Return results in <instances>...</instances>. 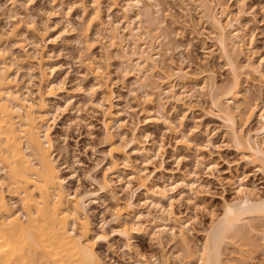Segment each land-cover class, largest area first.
<instances>
[{
	"label": "bare ground",
	"instance_id": "bare-ground-1",
	"mask_svg": "<svg viewBox=\"0 0 264 264\" xmlns=\"http://www.w3.org/2000/svg\"><path fill=\"white\" fill-rule=\"evenodd\" d=\"M20 1L22 0H10V3L13 7L19 4L23 7L25 3L26 8L27 4L35 0H26L23 3ZM125 1L126 6L122 9L124 27L111 20L109 15L106 21L103 19L100 0L90 1L93 7L90 13L87 12L83 0L69 2L65 11L68 14L70 9L78 6L82 13L80 22L78 21L79 30H75L79 35L77 44L81 45L78 61L92 76L90 93L99 92L100 97L96 104L103 113V139L108 146L107 162L101 175L86 176L93 185L92 189L75 190L73 193L68 192L65 186L66 179L61 173L62 164L60 166L56 158L58 155L56 156L54 139L50 136L47 124L50 114H54L57 108L51 103L49 107L46 99L58 97L55 91L58 84L50 77L55 67L48 64V57L44 55L43 49L57 37L62 41L76 28L70 19H66L65 28L52 39L48 34L53 26L46 24L43 28L35 27L31 19L25 20V16L14 12V9L13 14L10 9L11 14L7 11V20H3H6L7 26H0V264H107L96 251L97 244L104 242L109 248L110 236L114 233L120 237L123 249L131 254L135 251L133 233L141 234L138 226L150 214L147 208L160 214L153 217L151 231L148 233L150 239L160 243L168 235L178 242L182 255L178 254V260L173 264H226L223 246L230 243L232 238L245 240L243 238L248 237L246 240L250 245L253 243L249 239L252 233L264 236L261 223L259 227L252 221L264 220V194L257 196L254 186L241 184L235 188L236 197L224 201L222 212L213 217L214 219L210 216L209 225L202 230L203 241L200 247H192L187 235L191 230L188 219L184 220L172 208L175 201V195L170 194L172 188L160 186L156 181H150L149 175L144 174L154 154L141 144L138 138L141 136L138 134L133 133L128 140L115 137L114 129L122 126L120 113L113 110L110 80L106 79L98 60L94 61L92 55L94 47L98 45L103 59L115 57L124 65L125 70L133 68L139 75L145 73L143 78L136 80L139 88L144 91L143 99L146 101H150L149 92L146 90L154 88L155 70H159V74L163 76L159 79L162 85L165 84V93L176 101H181L180 95L184 89L182 88V94L176 93L178 87L176 89L171 84L172 77L177 78L182 87L190 81L194 83L191 88L202 90L204 84L208 85L212 91L211 106L228 129L229 140L257 168L264 180V110L260 111L256 105L250 106L238 122L230 105L239 97L242 74L246 78L251 75L264 78L250 61L245 64L239 61L242 52L241 28L235 27L232 21L238 22L239 17L244 15V0L240 1L237 18L229 21L223 20V16L227 17L229 11L220 0L186 1L197 6L216 34L215 45L231 74L230 81L222 88L213 80H196L181 66L173 67L171 63L166 65L163 62V67L157 68V58H161L159 50L163 45L168 47L171 39L170 32L156 16L161 15L160 3L157 0ZM50 2L52 9L61 5L58 0ZM112 4L115 2L112 1ZM3 6L0 0V12L5 9ZM217 6L219 11L216 10ZM46 14L50 17L55 12L46 10ZM142 17L146 25L145 22L141 24ZM134 20L137 21L136 24ZM22 27L30 31V37L25 35ZM92 29L95 30L94 37L89 39ZM128 41L132 48L131 44L130 47L127 46ZM154 44L159 47L155 54L152 52ZM29 48L33 49L30 53ZM13 50H17V53L23 52L22 56L14 55ZM30 58L37 63L36 72L30 68L37 73L35 92L30 88L33 85H28L29 80L33 79L29 78V83L26 84L20 80L18 72ZM29 66L32 67L33 64ZM26 73L31 72L28 73L27 70ZM159 94L162 95V92ZM161 108L162 103L158 102L157 113L160 114ZM254 117L257 118V126L242 130L241 123L245 125ZM145 118L150 119V114ZM154 119L157 121L160 118ZM164 123L171 127L169 122ZM129 144L131 146L126 150ZM130 155L144 157L143 169L132 165ZM197 161V164L202 162L200 157ZM124 166L131 168L126 175V181L121 170ZM187 174L198 178L195 170ZM113 178L119 182V190H115ZM134 181L147 201L145 212L135 208L132 196L127 197L124 202L117 196L122 190H130ZM184 187H189L196 194L191 183L184 182ZM102 196L110 198L111 214L109 220L102 219L96 231L88 209L90 203L96 204ZM165 201L168 202V209L164 206ZM262 227L264 228V224ZM141 256L144 258V255ZM161 264L169 262L164 258Z\"/></svg>",
	"mask_w": 264,
	"mask_h": 264
},
{
	"label": "rangeland",
	"instance_id": "rangeland-1",
	"mask_svg": "<svg viewBox=\"0 0 264 264\" xmlns=\"http://www.w3.org/2000/svg\"><path fill=\"white\" fill-rule=\"evenodd\" d=\"M50 1L35 0L27 4L25 8V3L23 7L20 4L13 7L10 0H1L5 9L0 12V26L4 28L7 26L6 17L14 9V12L25 16V20L31 19L35 27L41 28L46 24L53 26L48 34L52 39L65 28L66 19H70L76 28L70 31V34L62 41L60 37H57L58 39L51 40L43 49L44 55L48 57V64L55 67L50 77L58 84L55 90L58 97L46 99L48 104L51 103L57 108L54 114L53 112L52 115L50 114L49 118H51L47 124H49L50 136L54 139L57 153L55 154L58 155L55 157L59 165L62 164L61 173L66 179L65 186L68 192L73 193L75 190L92 189L93 185L87 178L89 175L98 177L101 175V170L107 162L108 146L103 139V113L96 104L100 97L99 92L90 93L92 76L78 61L81 45L77 44L79 35L75 30H79L82 13L78 6H74L68 14H65L69 2L73 0H58L61 5L53 9ZM83 1L87 6V12H92L93 7L90 2L92 0ZM112 1L115 4H112ZM157 1L160 3L161 15L156 16L162 20L159 19L171 35L168 47L163 45L159 50L158 45L154 44L153 54L159 50L161 55V58H157V68L163 67V62H166V65L171 63L173 67H183L198 81L213 80L219 88L227 85L231 74L215 45L216 34L197 6L186 3L187 0ZM220 1L226 4L229 11V15L223 16V20L237 18L241 0ZM100 2L103 19L106 21L109 15L111 20L124 27L122 9L126 6V1L100 0ZM244 5V15L239 17L238 22L232 21L235 27L241 28L239 29L242 36V52L239 55V61L242 64L250 61L264 75V0H244ZM46 10L55 12L51 15L53 18L48 17ZM216 10H220L218 6ZM4 19L6 20L3 21ZM141 19L143 20V17ZM133 22L137 23L135 20ZM144 22V20L141 21V24ZM22 29L25 30L23 27ZM93 30L90 31L89 39L94 37L95 30ZM30 34V31L25 30L26 36L30 37ZM126 44L130 47L131 42L128 41ZM99 49L96 45L92 55L95 58L94 61L98 60L103 73L106 74V79L110 80L113 91V110H118L120 113L122 126L114 129L115 137H124L128 140L133 133L141 136L138 137L141 144L154 154L144 174L149 175L150 181H156L167 189L172 188L170 194L175 195L172 208L184 220L188 219L191 228L187 232L188 239L192 247L197 249L203 241V228L209 225L211 217L214 219L222 212L224 201H230L236 197L235 188L241 184L251 185L256 188H254L255 195L261 196L264 194L263 177L229 140L228 129L211 106L212 91L209 90L208 85L204 84L206 87L203 86L202 90L191 88L194 83L190 81L182 87L179 80L172 77L171 84L175 85V88L178 87L176 93L180 95L184 91L180 95L181 101H176L165 93V84L162 85L159 79L163 76L159 74V70H155L154 88L146 90L149 92L148 98L151 102L146 101L145 98L143 99L144 91L139 88L137 81L138 78H143L145 73L139 75L133 68L132 70L126 68V71L124 65L122 66L115 57L103 59L104 57L101 56L103 53ZM13 51L14 55L22 56L23 52ZM31 51L33 49L29 48V53ZM34 60L30 58L27 62L29 64L22 65L18 72L20 80L26 84L29 78L33 79V81L29 80L28 85L29 87L33 85L30 88L35 92L37 73L34 72L37 71L35 69L37 63ZM30 63L33 64L32 67L29 66L32 65ZM30 68L35 71L33 72ZM27 70L28 73H33L27 74ZM160 92L162 95L159 94ZM33 97L36 95L33 94ZM158 102L162 103L160 114L156 111ZM230 105L238 122L250 106L256 105L258 109H261L260 111L264 110V78L259 79L254 75L246 78L242 74L239 97ZM148 114L150 119L145 118ZM154 118L160 119L156 121ZM164 121L169 122L171 127H167ZM241 124V129L246 131L249 127L257 126V118H251L245 125ZM130 146L131 144L126 150H129ZM199 157L202 162L197 164ZM130 161L132 165L143 169L144 157L130 155ZM130 169V166H124L121 169L124 181L127 180L126 175L130 173ZM194 170L197 171L198 178L187 174ZM182 180L191 183L196 194H193L189 187H184ZM113 185L115 190H119L120 185L116 178H113ZM141 191L134 181L131 183L130 190H122L117 196L122 202L132 196L131 200L134 201L135 208L145 212L147 201ZM110 204V198L103 196L96 204L90 203L88 214L92 218L94 230L99 229L102 219H110ZM164 206L168 209V202L165 201ZM148 210L150 214L144 217L142 224L138 226L141 234L133 233L135 251L131 254L123 249L120 237L114 233H111L109 248L104 242L97 244L96 251L107 264H161L164 258L169 264H173L178 260V254L182 255L178 242L170 236H164L160 243L150 239L148 233L151 231L153 217L160 214L154 209L147 208ZM252 221L257 225L261 223L263 229L261 230L264 231L262 227L264 220ZM251 236L249 239L258 246L253 243L249 245V241L246 240L248 237L243 238L245 240L232 238L230 243L224 245V263L264 264V236L257 233H252ZM141 255H144V258Z\"/></svg>",
	"mask_w": 264,
	"mask_h": 264
}]
</instances>
